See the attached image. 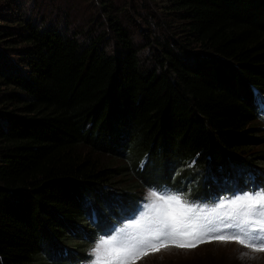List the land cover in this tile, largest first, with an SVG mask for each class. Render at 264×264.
<instances>
[{"label":"trees","instance_id":"trees-1","mask_svg":"<svg viewBox=\"0 0 264 264\" xmlns=\"http://www.w3.org/2000/svg\"><path fill=\"white\" fill-rule=\"evenodd\" d=\"M39 1L0 0V264H81L145 186L196 206L264 189V0H165L181 38L148 61L143 0H65L61 22Z\"/></svg>","mask_w":264,"mask_h":264},{"label":"snow or ice","instance_id":"snow-or-ice-1","mask_svg":"<svg viewBox=\"0 0 264 264\" xmlns=\"http://www.w3.org/2000/svg\"><path fill=\"white\" fill-rule=\"evenodd\" d=\"M149 196L152 199L144 206L141 219L108 238L99 239L92 250L95 258L91 264H132L149 248L157 249L167 244L191 248L211 239L236 240L257 251L264 250V189L240 194L207 212L188 204L179 194L150 190ZM225 208L228 211L223 217L237 221L236 227L243 233V238L240 235H208L209 225L214 223L209 217Z\"/></svg>","mask_w":264,"mask_h":264},{"label":"rangeland","instance_id":"rangeland-1","mask_svg":"<svg viewBox=\"0 0 264 264\" xmlns=\"http://www.w3.org/2000/svg\"><path fill=\"white\" fill-rule=\"evenodd\" d=\"M142 0H136V2L141 3ZM144 5L143 9L140 10V14L143 15L146 13H149L151 16L147 18H136L134 19V22L129 25V30L132 32L133 38L135 39L136 43L139 45V55L142 60L149 59V53L152 50L151 45L154 43V37L155 35H161L163 34L166 36V38L169 41H177L181 38L179 37L180 31L177 28V26L182 27V23L176 22V19L171 16L172 13H167L166 9L163 8V5H165L167 2L165 0H143ZM46 2H52L53 9L46 8L42 11V13L45 15L43 18L44 22L54 20H58L61 22L62 16H63V6L65 3V0H40L37 5H34L36 8V11L41 8L45 7L47 4ZM135 4V6L138 8L139 4ZM1 4V2H0ZM57 6V7H56ZM56 7V8H55ZM80 10L82 13L90 14L95 13V11L87 5V2L83 4V7ZM165 11V12H164ZM80 12V13H81ZM81 13V15H82ZM41 16L40 12L38 13ZM80 15H77L79 17ZM74 17L69 16L70 21H72ZM74 21H78L74 20ZM80 24V20H79ZM166 33V35H165ZM144 35H147L148 37L145 38ZM146 41H150V46L145 44ZM264 116V114L261 115V117ZM260 128L264 131V119L260 121L259 123ZM262 146H264V142L262 143ZM142 158H140V161ZM238 170V169H237ZM230 171H224V175L228 173L227 175H232L234 173ZM209 170H205L202 172V177L206 179L208 175L210 174ZM213 173V172H212ZM238 173V172H237ZM248 172L242 173V182L248 181ZM219 175V174H218ZM254 178L257 179L258 175L254 174ZM132 177L129 178V181ZM123 179V177L121 178ZM206 182V181H204ZM223 182V180H222ZM217 183V182H215ZM115 188H122V185L118 187V185H115ZM118 189V190H119ZM150 190H157L160 192H164V194L175 193L174 190H167L165 188L158 189V186L156 184L151 186H145L142 188H138L137 194L140 197V208L136 214H132L131 217H126L123 221H121L120 225L115 228V230H107L104 229L103 234L100 236H96L95 239L89 243L88 246V259L86 261H82L81 264H91L93 259L95 258L92 254V250L96 246V243L99 241L101 237L108 238L112 234L119 231L121 228H124L126 225L134 224L137 220L141 219V217L144 214L145 208L144 206L149 203V201L152 199L149 196ZM218 190V189H216ZM205 193V191H204ZM181 195V194H179ZM231 198H234L236 196V193H230ZM239 197V196H238ZM237 197V198H238ZM182 198L187 202L186 196H182ZM190 205H195L187 202ZM196 206V205H195ZM201 206L205 205H199L197 206L200 208ZM218 207V206H217ZM214 207V208H217ZM207 211H210L212 208L206 207L204 208ZM226 212V209H220L214 216H210V219L214 220V223L209 225V228L211 231L208 232L209 236H216L220 235L217 234V232L221 231L219 228V225L216 220H219L224 228H227L225 225V218L223 217V213ZM100 231V230H99ZM94 236L96 233L93 234ZM227 236V235H223ZM72 244L68 247L71 250L76 249L79 247V243L76 242V240L71 242ZM61 247V246H60ZM86 247V245L84 246ZM62 250L59 251L57 256H61ZM132 264H264V250L257 251L254 247H247L244 245H241L236 240H216L211 239L210 241L199 243L195 247L191 248H181L176 247L172 244L167 245H161L157 249L149 248L145 253H143L138 259L134 260Z\"/></svg>","mask_w":264,"mask_h":264},{"label":"clouds","instance_id":"clouds-1","mask_svg":"<svg viewBox=\"0 0 264 264\" xmlns=\"http://www.w3.org/2000/svg\"><path fill=\"white\" fill-rule=\"evenodd\" d=\"M139 161H140V159H139ZM140 163H144V160H141ZM138 165H139V164H138Z\"/></svg>","mask_w":264,"mask_h":264}]
</instances>
